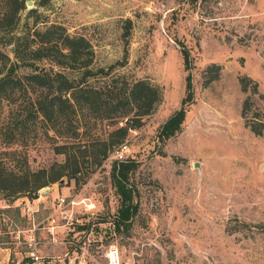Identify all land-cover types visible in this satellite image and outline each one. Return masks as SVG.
Masks as SVG:
<instances>
[{
    "label": "rangeland",
    "instance_id": "rangeland-1",
    "mask_svg": "<svg viewBox=\"0 0 264 264\" xmlns=\"http://www.w3.org/2000/svg\"><path fill=\"white\" fill-rule=\"evenodd\" d=\"M31 1L11 34L60 25L91 45L89 85L101 88L111 77L147 80L161 88L162 100L148 114L134 109L126 116L128 105L102 99L70 115L65 136L41 115L27 120L17 159L25 156L32 171L49 169L66 160L54 148L68 142L65 169L70 173L76 160L78 172L28 196L8 199L0 192V261L6 248L10 264H26L29 229L35 225L36 236L46 239L42 227L64 197L77 203L66 218L55 215L59 242L42 247L45 264H108L110 244L121 264H264V0ZM81 72L64 70L74 80ZM188 73L193 101L181 130L162 139L159 127L180 107ZM7 123L14 126L15 118L4 117ZM119 127L127 132L116 143ZM122 144L124 160L133 164L127 174L136 205L127 229L115 227L123 202L113 152ZM3 146L0 137L1 157Z\"/></svg>",
    "mask_w": 264,
    "mask_h": 264
},
{
    "label": "trees",
    "instance_id": "trees-1",
    "mask_svg": "<svg viewBox=\"0 0 264 264\" xmlns=\"http://www.w3.org/2000/svg\"><path fill=\"white\" fill-rule=\"evenodd\" d=\"M26 1L0 0V137L4 143L2 149L4 156H0V192L8 199L36 193L40 188L58 181L64 175L72 178L78 172L76 160L70 173L65 169L70 157L69 150L66 149L68 142L54 148L57 153L64 154L66 160L63 163H55L49 169L32 171L25 156L21 160L17 159V155H20L18 145L21 146L20 141L26 137L27 120L41 115L51 123V130L65 136L62 127L67 125L68 117L77 116L80 110L90 109L102 99H106V104L114 107L120 104L128 105L129 108L123 114L126 116L134 109L137 116L148 114L162 100L161 88L147 80L120 83L118 77H111V81L102 86L103 88L89 85L87 78L94 73L89 68L93 53L91 45L83 36L71 35L60 25L51 24L36 28L32 34L26 31L21 35L11 34L13 31L11 29L19 23L21 12L26 8ZM29 11L32 12L33 9ZM127 35L128 29L123 33L125 44ZM28 41L32 43L29 44ZM12 43L15 44V48L10 51ZM6 50L10 52L7 53ZM181 50L185 69H190L189 53L184 47ZM9 54L13 55L12 60ZM123 59H126V50ZM41 60L52 63L49 70L44 67L38 68L35 63ZM53 65L60 69L54 70ZM26 67L33 69L25 73L22 69ZM75 68L82 71L79 80H74L64 73L65 69ZM185 93L180 107L159 127L160 138L172 137L181 130L186 105L192 102L194 97L190 73L185 77ZM6 116H13L16 124L12 127L8 125L10 123L4 124ZM54 116L59 118L58 123ZM78 128V125L75 126L73 131L75 135L78 134L76 131ZM250 129L255 134L260 133L259 129L252 127ZM126 132V127L115 130L119 137L116 143L122 142ZM103 155L106 156L105 152ZM72 156L74 157L73 154ZM132 167V162L125 160H116L112 166L113 180L123 202L116 217L117 229L120 225L127 229L136 210V205L132 202L134 188L128 182L127 174Z\"/></svg>",
    "mask_w": 264,
    "mask_h": 264
},
{
    "label": "built area",
    "instance_id": "built-area-1",
    "mask_svg": "<svg viewBox=\"0 0 264 264\" xmlns=\"http://www.w3.org/2000/svg\"><path fill=\"white\" fill-rule=\"evenodd\" d=\"M126 148V144H122L115 149L113 152L114 158L118 161L124 160V151ZM76 203L75 198L69 201H67L64 197L58 198L56 212L49 218V224L42 227V229L48 231L49 233V236L46 239H41L36 236L35 225L32 229H29L30 233L23 242L26 248V264H45L46 258L42 254V247L51 246L59 242L58 238L54 234V229L57 227L55 215L58 214L61 215L62 218H66L65 215L68 213L67 207L75 205ZM85 207L92 209V206H87V204ZM105 256L108 260V264H121L119 250L115 244H110L108 246Z\"/></svg>",
    "mask_w": 264,
    "mask_h": 264
},
{
    "label": "crops",
    "instance_id": "crops-1",
    "mask_svg": "<svg viewBox=\"0 0 264 264\" xmlns=\"http://www.w3.org/2000/svg\"><path fill=\"white\" fill-rule=\"evenodd\" d=\"M4 249H6V248H4ZM4 249H1L4 251V253H3V258L0 261V264H10L9 254H7V252Z\"/></svg>",
    "mask_w": 264,
    "mask_h": 264
},
{
    "label": "water",
    "instance_id": "water-1",
    "mask_svg": "<svg viewBox=\"0 0 264 264\" xmlns=\"http://www.w3.org/2000/svg\"><path fill=\"white\" fill-rule=\"evenodd\" d=\"M32 4H33V2H32L31 0H28V1L26 2V6H28V7H31ZM10 49H11V50H14V46L11 45V46H10ZM60 182H61V181H60Z\"/></svg>",
    "mask_w": 264,
    "mask_h": 264
}]
</instances>
